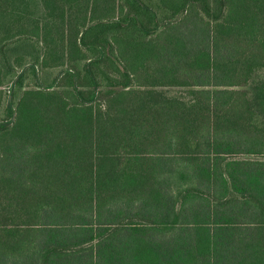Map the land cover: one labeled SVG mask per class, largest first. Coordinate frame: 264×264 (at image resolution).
<instances>
[{"label": "trees", "instance_id": "1", "mask_svg": "<svg viewBox=\"0 0 264 264\" xmlns=\"http://www.w3.org/2000/svg\"><path fill=\"white\" fill-rule=\"evenodd\" d=\"M25 2L0 0V264H264V0Z\"/></svg>", "mask_w": 264, "mask_h": 264}, {"label": "rangeland", "instance_id": "2", "mask_svg": "<svg viewBox=\"0 0 264 264\" xmlns=\"http://www.w3.org/2000/svg\"><path fill=\"white\" fill-rule=\"evenodd\" d=\"M43 1L44 0H26V2H28L29 4L23 3L24 7H27V5L31 6V9H29V11L31 10H35L37 15H39L40 17L43 16L44 10H43ZM157 3V0H154ZM20 4V3H19ZM43 10V11H42ZM59 69H61V67H52V68H46V69H42L41 75L43 77H46V80L53 78L55 75H57V73L60 71ZM49 77V78H47ZM34 79L33 78H28L25 82V85H31L32 87H34ZM26 88V87H25ZM4 89V100L2 101L1 105H0V118L3 119L5 118V116L7 115V105H8V95L10 94L11 90H10V86H8V84L6 85ZM173 92L172 89H170V93ZM22 93V90H20V95ZM19 96V95H18ZM17 100V99H16Z\"/></svg>", "mask_w": 264, "mask_h": 264}, {"label": "crops", "instance_id": "3", "mask_svg": "<svg viewBox=\"0 0 264 264\" xmlns=\"http://www.w3.org/2000/svg\"><path fill=\"white\" fill-rule=\"evenodd\" d=\"M55 68H57V67H55ZM60 70V69H59ZM58 74V73H57ZM49 78V77H48ZM50 80H51V78H50Z\"/></svg>", "mask_w": 264, "mask_h": 264}]
</instances>
